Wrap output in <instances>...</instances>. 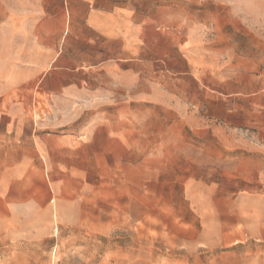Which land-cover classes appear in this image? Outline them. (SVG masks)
I'll return each instance as SVG.
<instances>
[{
  "label": "rangeland",
  "instance_id": "obj_1",
  "mask_svg": "<svg viewBox=\"0 0 264 264\" xmlns=\"http://www.w3.org/2000/svg\"><path fill=\"white\" fill-rule=\"evenodd\" d=\"M115 2L136 46L0 0L78 69L0 97V264H264V0Z\"/></svg>",
  "mask_w": 264,
  "mask_h": 264
},
{
  "label": "crops",
  "instance_id": "obj_2",
  "mask_svg": "<svg viewBox=\"0 0 264 264\" xmlns=\"http://www.w3.org/2000/svg\"><path fill=\"white\" fill-rule=\"evenodd\" d=\"M22 1L27 5L26 9H10L13 29L27 31L39 28L59 33L65 28L64 33H67L80 23L85 31L112 43L131 47L136 46L139 41V30L142 26L140 9H133L126 3L116 7L117 0H64L65 9H62L61 0ZM130 1L140 3L147 0ZM78 3L81 5L78 6ZM50 13L54 15L51 17ZM28 15L37 19L30 26L25 22ZM42 45L44 48H39ZM50 45L34 39L29 42L28 38L0 40V97L23 84L30 76L38 77L42 90L51 91L56 89V85L62 86L64 78H70L78 72L76 68L56 65L60 51L53 52L52 57L48 58L50 50L45 46ZM31 53L37 56L34 63L28 65ZM18 62H26L27 65L18 67ZM5 76H9V79H5ZM67 95L70 96L69 92ZM2 113L1 111L0 114ZM1 117L0 115V120Z\"/></svg>",
  "mask_w": 264,
  "mask_h": 264
}]
</instances>
